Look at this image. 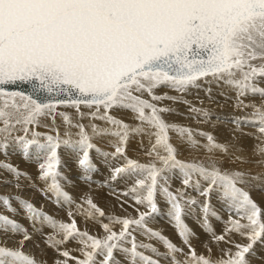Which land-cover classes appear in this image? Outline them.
Here are the masks:
<instances>
[{"label":"snow or ice","instance_id":"snow-or-ice-1","mask_svg":"<svg viewBox=\"0 0 264 264\" xmlns=\"http://www.w3.org/2000/svg\"><path fill=\"white\" fill-rule=\"evenodd\" d=\"M201 80L222 82L235 93L236 108H251L246 115L231 117L233 131H240L241 125L256 127V138L264 141V0H0V151L7 155L12 148L26 159H35L38 178L45 185L41 194L60 207L68 206L70 221L57 220L20 196L0 194V206L15 214L12 201L18 202L32 229L30 232L16 219L0 214V231L20 237L16 247L0 244V264H42L24 251L37 234L64 257L55 264H68L69 259L75 264H161V259L170 264H252L249 257L261 259L255 248L264 246V207L246 190L255 187L264 191L261 176L222 168L218 161L227 157L244 162L236 154L241 149L217 142L210 132L168 123L163 114L174 110L157 103L182 100V96L168 93L157 95V89L183 94L199 88ZM19 84L28 85L29 90H6ZM250 95L259 96L260 103H245L243 98ZM61 105L74 108L81 119L87 117L89 125L74 123L65 112L57 113ZM82 106L90 111L82 112ZM112 109L130 110L139 123L131 126L117 119L110 114ZM189 112L198 122H208L213 115L196 106H190ZM57 114L66 126L63 136L54 126V135L35 131L45 118L54 125ZM93 120L104 121L108 127L91 123ZM72 128L77 131L73 133ZM169 131L190 147L220 155H209L207 164L180 160ZM141 134L154 137L146 153L152 157L148 163L130 159L125 153L129 137ZM196 135L206 143L201 144ZM97 137H111L114 151L98 148L93 143ZM61 148L85 182H90L97 170L93 150L109 164L111 181L136 177L123 195H130L147 211L137 208L135 218L106 216L88 198L84 202L88 207L77 205V212L99 222L104 235L82 231L71 210L73 198L64 188L67 177L60 170L64 166ZM254 151L264 156V142ZM119 159L124 162L111 167V162ZM258 163L264 164V160ZM0 169L14 178L0 177V183L20 187L19 178H29L10 163L0 162ZM177 173L183 187L172 191L168 181ZM188 189L202 200L189 195ZM213 194L230 213L223 234H217L210 222V217L221 219L211 204ZM158 195L167 203L166 215L184 247L147 227L160 212ZM197 205L201 214L198 224L211 241L231 245L221 249L219 258H212L208 244V256L198 254L192 246L196 234L184 218ZM102 218L109 223H102ZM113 225H119V231ZM45 227L52 231L44 233ZM135 232L158 240L165 251L138 241ZM232 234L247 242H236L230 238ZM71 241L79 244L80 257L61 247ZM34 246L39 247V241Z\"/></svg>","mask_w":264,"mask_h":264},{"label":"bare ground","instance_id":"bare-ground-1","mask_svg":"<svg viewBox=\"0 0 264 264\" xmlns=\"http://www.w3.org/2000/svg\"><path fill=\"white\" fill-rule=\"evenodd\" d=\"M200 87L199 88H190L186 93H177L171 89H168V88H159L156 90V94L157 95H161L163 93H168V95H175V96H182V100L180 101H176V102H173L171 100H163L161 102H157L159 103L161 106H167L169 108H172L174 111L170 112V113H165L163 114L164 116V119L168 122V123H177V124H180V125H183V126H187V127H190L192 128L193 130H203L205 132H210L213 134V136L215 137V139L217 140V142H220V143H228L230 145H235L237 147H239L241 149V151L237 152L236 154L237 155H240L244 158V162H241V161H238V160H234L233 157H227L225 158L223 161H218L221 165L222 168H225V169H237V170H243V171H246L244 170L245 169V165H247L248 163H254L257 168L261 167L260 163H258L259 161L261 160H264V156H261V155H258L255 153L254 151V147L257 145V144H260L264 141H261V140H258L256 137L258 135V132H257V128L256 127H251V126H243L241 125V131L240 133L244 132V133H248L251 135V139L249 140H246V137H243V136H240L237 134V131H233L234 128H235V125L231 123V117L232 116H243V115H246L247 113H250L251 112V108H248V109H245L244 111H241L240 109L236 108L235 106H232L231 104L228 106L225 102H232L234 105L236 103L235 101V93L230 90V88L226 85H224L222 82L220 83H217V82H206V81H203L201 80L200 82ZM261 86H264V83L261 84ZM210 90V92H209ZM244 101H248V102H255L257 104L260 103V100L261 98L259 96H247V97H244L243 98ZM188 101L189 103L188 104H185L183 101ZM228 103V104H229ZM190 106H196V107H201V108H206L208 109L211 113H213L212 117H211V120H209L208 122H198L199 118L197 119H193L192 118V114H190L189 112V108ZM81 111L82 112H89L90 110L87 109V108H84L83 106L81 107ZM60 112H65L67 114H69V116L72 118L73 122L76 123V122H80V123H83L85 124L86 126L89 125L90 123V120L85 117L83 119H81L74 108H71V107H66V106H58L57 107V113H60ZM110 114L114 117H116L117 119H121L123 120L124 122L128 123L129 125L131 126H135L139 123V121H137L135 118H134V114L130 111V110H124V109H112L110 110ZM217 117H220V119H217ZM42 124L44 125H48V127H45L44 125L41 124L40 127H37L35 129V131L37 132H40V133H48V134H55L54 132L51 131V128L54 126V127H57L59 128L60 130V133L61 135L63 136V133L65 131V124L63 122V119L62 117H60L58 114L56 115V118H55V124L53 125V121L50 119V118H45L41 121ZM91 123H96L97 125L101 126V127H108V125L104 122V121H100V120H93L91 121ZM232 124L234 127H231V125L229 124ZM145 127L147 128V126L145 125ZM89 131V133H91V129L88 128L87 129ZM71 131L73 133H75L77 131V129L75 128H72ZM16 135H23L22 132H17L15 133ZM169 136H170V143H172L176 148H177V158L180 159V160H183V161H189V162H193V161H203L204 163H208V157L209 155H213V156H216L218 157L220 155V153L216 152V153H208L203 147H198V148H193V147H190L188 146L185 142H183L175 132H172V131H169ZM233 136H235V139H233ZM29 138L30 137V134H29ZM76 137L73 136V139H75ZM195 138L197 140H199L201 142V144H204L206 143V140L205 138L203 137H200L199 135H196ZM226 138H230V141H226ZM42 139V137H41ZM112 138L111 137H97V138H94L93 139V143L100 149H102L103 151H106V152H112L114 151V148L111 146V144L109 143V141L111 140ZM154 143V137L153 138H150L148 135L146 134H141V135H132L129 137V140L126 142V145H125V153L127 155L128 158L130 159H134V160H137L138 162L140 163H148L151 159L150 158H146V153L148 152V150L150 149L151 147V144ZM140 145V146H138ZM133 150L135 152H133ZM60 155H68V152L61 148L60 150ZM14 153H11V157L10 155H5L3 151H0V162H5V163H10L12 165H14L15 167H17L19 170H21L22 172L26 171L24 166H27V167H30L31 165V168L29 169H33V166L35 165L36 169L38 168V163L35 161V159H26L24 160V162H20V160L18 159V156L14 154ZM22 156V155H21ZM70 157V156H69ZM91 157L93 159V162L97 165V170L92 174V180L90 182H85L84 180H82V190L80 191L81 187L80 188H77L76 190L77 191H80L79 193H77L76 191H72L71 195L74 196V197H78V200H81L82 199V203H77V205H80V204H83L84 207L86 208L87 204H85V200L88 199V198H91V200L93 202H97L100 204V206L106 208V209H109V210H113V211H108V212H112V213H117L119 214V212L122 211V207L120 208V206H118V204H111L109 202H106L104 200V198H106L105 196V190L106 188L103 187V186H100V184H96V182H92V181H95L98 177H108L111 175V172H110V167H109V164L108 163H105L104 162V157L101 156L100 154H98L95 150H93L91 152ZM21 159V158H20ZM71 161H73V159H70ZM69 160V161H70ZM248 163L246 164L245 162ZM124 161L122 159H119V160H114L111 162V167H116V166H119L121 163H123ZM36 163V164H35ZM34 164V165H33ZM64 164V163H63ZM66 164V163H65ZM71 164V163H69ZM249 164V166H250ZM254 165V166H255ZM248 166V165H247ZM253 166V165H251ZM250 166V167H251ZM238 167H241V168H238ZM249 167L248 170H250L251 168ZM253 168V167H252ZM264 169V168H263ZM259 170H261L259 168ZM258 170V171H259ZM30 171V170H28ZM32 171V170H31ZM39 171V170H38ZM254 171H257V169ZM2 172V173H1ZM33 172V171H32ZM72 175H75V176H78L80 178V174L76 168V165L74 167V169H72ZM248 172L249 174H252L251 172L249 171H246ZM27 173H30V172H27ZM35 173H38L39 172H36ZM262 173V172H261ZM31 174V173H30ZM66 174V173H65ZM263 174V173H262ZM10 174H8L7 172L3 171V169H0V177H2L3 179H7L9 177ZM34 175V174H33ZM37 174H35L36 176ZM253 175V174H252ZM70 176V175H68ZM67 176V177H68ZM98 176V177H97ZM7 177V178H5ZM72 177V176H71ZM103 177V180L105 179ZM69 178V177H68ZM78 178V179H79ZM173 179H170L168 181V183L170 181H172V186L174 187V190L175 188H182L183 185L181 184V179L179 178V174L177 173V175L175 176H172ZM25 179V178H23ZM22 179V180H23ZM75 179V178H74ZM109 179V178H108ZM135 179L136 177H121L120 180L123 181V185H126L127 186V183L128 182H135ZM28 180V179H27ZM26 180V182H27ZM36 180L38 181V179H35V182ZM40 180V179H39ZM76 180V179H75ZM119 180V181H120ZM129 180V181H128ZM33 181V180H32ZM101 181V180H100ZM128 181V182H126ZM262 182H264L262 179H261ZM29 182V181H28ZM40 182V181H39ZM105 182V181H104ZM103 182V183H104ZM21 183V182H20ZM31 183V182H30ZM34 182H32L33 184ZM66 183V182H65ZM73 183V182H72ZM76 183V182H75ZM99 183V182H97ZM117 183V182H116ZM115 183V184H116ZM119 183V182H118ZM117 183V184H118ZM126 183V184H125ZM255 183V182H254ZM7 184V183H6ZM22 184V183H21ZM24 184V183H23ZM32 184H29V185H32ZM71 184V183H70ZM102 184V183H101ZM130 184V183H129ZM10 185V184H9ZM15 185V184H13ZM26 185V184H25ZM44 185V184H43ZM66 185V184H65ZM104 185V184H103ZM6 187V185H4ZM28 186V185H27ZM39 186H41L39 184ZM75 186V185H73ZM107 186V185H106ZM117 187L119 185H116ZM126 186H124V189L123 191H126L128 189H125ZM131 186V185H130ZM128 186V187H130ZM11 187L12 184H11ZM72 187V186H71ZM111 187V186H110ZM120 187V186H119ZM172 187V188H173ZM32 188V187H31ZM38 188V187H37ZM41 188V187H39ZM38 188V189H39ZM254 188V187H253ZM35 189V187H34ZM114 189V188H113ZM122 189V188H121ZM13 190V189H12ZM40 190V189H39ZM38 190V191H39ZM120 190V189H119ZM171 190V189H170ZM247 190V189H246ZM251 190V189H249ZM122 190L120 192H123ZM188 192H190V189L187 190ZM256 191V190H255ZM254 191V192H255ZM5 191H4V188L0 189V194H3ZM16 192V191H15ZM37 192V191H36ZM107 192L109 193H112L113 191L111 189H107ZM106 192V193H107ZM253 192V193H254ZM258 192V191H257ZM257 192H255L253 195H257ZM261 192V191H260ZM108 193V194H109ZM124 193V192H123ZM122 195L121 196H125V195ZM50 194V193H49ZM116 194V193H114ZM113 194V196H114ZM41 195V194H40ZM110 195V194H109ZM252 195V196H253ZM51 196V195H50ZM130 196V195H129ZM159 196V195H158ZM158 196H157V200H158ZM196 196V195H195ZM215 196V195H214ZM258 196H261L258 194ZM43 197V195H42ZM112 197V195H111ZM125 197H128V196H125ZM161 197V196H160ZM159 197V198H160ZM213 197V196H212ZM211 197V198H212ZM255 197V196H254ZM45 198V196L43 197ZM131 198V196L129 197V199ZM214 198V197H213ZM259 198V197H258ZM257 198V199H258ZM116 200V198H114ZM255 199V198H253ZM261 199V198H260ZM259 199V200H260ZM46 200V199H45ZM76 200V199H74ZM120 200V198L118 199ZM162 201V199H159ZM158 200V201H159ZM114 201V200H113ZM123 201V200H122ZM16 202V201H15ZM45 202V201H44ZM135 202V201H133ZM164 202V201H163ZM260 202H262L260 200ZM121 203V202H120ZM125 203V201L123 202ZM128 203V202H127ZM159 203V202H158ZM161 203V202H160ZM217 203V202H216ZM219 203V201H218ZM217 203V205L219 206V204ZM223 203V202H220V204ZM18 204V202H17ZM16 204V205H17ZM45 204V203H44ZM164 203H162L163 205ZM57 205V204H55ZM127 205H131L130 203L127 204ZM167 205V203L165 204ZM164 205V206H165ZM216 205V206H217ZM264 204H262L263 206ZM72 206V205H71ZM136 206H139V205H136ZM131 207V206H130ZM129 207V208H130ZM168 207V206H166ZM220 207H226L224 205L220 206ZM61 208V207H59ZM124 208V207H123ZM135 208V207H134ZM139 208V207H138ZM142 208V206H141ZM165 208V207H164ZM199 208V207H198ZM19 209V207H18ZM21 209V208H20ZM63 209V208H62ZM121 209V210H120ZM125 209V208H124ZM137 207L135 208V211H136ZM144 208L141 209V211L143 210ZM146 209V208H145ZM144 209V210H145ZM163 209V208H162ZM64 210V209H63ZM127 210V209H125ZM124 210V211H125ZM134 210V209H133ZM161 210V209H160ZM226 210V208H225ZM105 211V210H104ZM134 211V212H135ZM163 212L164 211H167V210H162ZM194 211V210H193ZM192 211V212H193ZM197 211L199 212L200 209ZM76 212V211H75ZM73 212V213H75ZM137 212V211H136ZM136 212L134 213V215L136 214ZM161 212V211H160ZM159 212V213H160ZM163 212H161L162 214H164ZM227 212V210H226ZM10 213V212H9ZM66 213H67V210H66ZM124 213V212H123ZM132 213V211H131ZM229 213V212H227ZM0 214H2V212L0 211ZM18 214V213H17ZM16 214V215H17ZM22 214V213H21ZM63 214V213H62ZM116 214V215H117ZM194 214V212H193ZM220 214V213H218ZM230 214V213H229ZM108 215V214H107ZM115 215V214H114ZM165 215V214H164ZM195 215V214H194ZM201 215V214H200ZM198 215V216H200ZM223 215H225L223 213ZM228 215V214H227ZM235 215V214H234ZM84 216V215H83ZM127 216V214H126ZM129 216V214H128ZM133 216V215H132ZM130 216V217H132ZM155 216V215H154ZM229 216V215H228ZM81 217V216H80ZM122 217H125V216H122ZM135 217V216H134ZM223 217V216H222ZM164 218V217H163ZM197 219L199 217H196ZM212 218V217H211ZM224 218V217H223ZM226 218V217H225ZM23 219V218H22ZM104 219V218H103ZM102 219V221H103ZM185 219V218H184ZM191 219V218H190ZM195 219V218H194ZM214 219V218H213ZM227 219V218H226ZM18 220V219H17ZM154 220L153 218H151L150 221ZM211 220V219H210ZM215 222L217 219H214ZM225 220V219H224ZM228 220V219H227ZM83 221V220H82ZM95 221V220H94ZM106 220L104 219L103 222H105ZM158 221V222H157ZM155 219V221L152 223H159V220ZM163 221V220H162ZM90 222H93V221H90ZM211 222V221H210ZM213 222V221H212ZM223 222V221H221ZM220 222V223H221ZM21 224L24 225V223L21 221L20 222ZM97 223V222H96ZM99 223V222H98ZM108 223V221L106 222ZM151 223V222H149ZM225 223V222H224ZM223 223V224H224ZM162 224L161 222L159 223V225ZM213 224V223H212ZM218 224V223H217ZM148 225V224H147ZM152 225V224H151ZM154 226H156L157 224H153ZM166 225V224H165ZM190 225V224H189ZM83 226V225H82ZM88 226V225H87ZM99 226V225H98ZM101 226V225H100ZM114 226V225H113ZM117 226V225H116ZM150 226V225H149ZM148 226V227H149ZM164 226V224H163ZM162 226V227H163ZM222 227L224 225H221ZM26 227V226H25ZM31 228V226H29ZM119 225H118V230H119ZM158 227V226H157ZM157 227H153V228H156ZM226 225L222 228L223 230V233H224V229H225ZM29 228V229H30ZM115 228V229H116ZM160 228V226L158 227ZM196 228V227H194ZM45 229V228H44ZM49 229V228H48ZM86 229V228H85ZM161 229V228H160ZM175 229V228H174ZM199 229V228H198ZM213 229L216 233H218V229H219V232H221V229L219 228V226H213ZM89 230V229H88ZM158 230V229H157ZM162 230V229H161ZM192 230H194L193 232L196 234L195 237L197 236L199 238V240L201 239L200 242H203L202 239V235L203 233H205L207 235V233L205 231H201L200 229L199 230H196V229H193V224H192ZM31 231V230H30ZM44 232L46 230H43ZM167 231V230H166ZM165 231V232H166ZM176 231V230H175ZM89 232V231H88ZM170 232V231H169ZM47 233V232H46ZM168 233V232H167ZM136 234V237H137V232L134 233V235ZM219 234V233H218ZM222 234V233H220ZM1 235V234H0ZM141 235V234H140ZM139 235V237H141ZM173 235V234H172ZM177 235V234H176ZM209 235V234H208ZM3 236V235H2ZM1 236V237H2ZM6 236V235H5ZM10 236V234H8V237ZM37 236V235H36ZM174 236V235H173ZM172 236V237H173ZM178 236V235H177ZM4 237V236H3ZM2 237V238H3ZM12 238V236H10ZM39 237V236H38ZM37 238V237H36ZM177 238V237H176ZM179 238V237H178ZM205 238H207V236H205ZM231 239L235 240L236 242L238 241H241L239 240V236L237 234H232L230 236ZM5 239V238H4ZM8 238H6L7 240ZM20 239V238H19ZM18 239V240H19ZM40 239V238H39ZM37 238V240H39ZM144 239V238H142ZM141 239V240H142ZM146 241H148L147 237L145 238ZM174 239V238H173ZM139 240V239H137ZM154 240V239H153ZM204 240V239H203ZM13 242V238L11 240ZM36 241V240H35ZM150 242H152V240H149ZM7 242H10L9 239ZM10 242V244H14ZM40 242V241H39ZM42 242V241H41ZM155 242L158 243V240ZM155 242H153V244H155ZM146 243V242H144ZM156 243V245H157ZM204 243L205 244H208L209 247H211V250H213L215 252V255L217 254L218 256H221L222 255V252H221V249H224V248H227V247H230L231 245H228V244H225L224 242H220L219 244L217 243H214L211 241V239H206L204 240ZM240 243V242H239ZM244 243V242H243ZM9 244V243H8ZM39 244H42V243H39ZM7 245V244H6ZM15 245V244H14ZM32 245V244H31ZM31 245H27V246H31ZM44 245L45 247L47 246L46 244H42ZM161 245V243H160ZM197 245V244H196ZM17 245H15L16 247ZM44 246L42 248H44ZM155 246V245H154ZM163 246V245H162ZM203 246V245H202ZM34 247V246H33ZM33 247H29L30 249ZM62 247V246H61ZM28 248V249H29ZM37 248V247H36ZM51 248V247H50ZM64 248V247H63ZM162 248V247H161ZM198 248V247H197ZM204 248V246H203ZM259 248V247H258ZM261 248H263V246H261ZM260 248V249H261ZM31 249V250H32ZM41 249V248H40ZM46 249V250H45ZM53 249V248H52ZM50 249V251L52 250ZM70 250V248H68ZM75 249V248H74ZM78 249V248H77ZM35 250V248H34ZM38 250V249H37ZM45 251H47L48 253V250L47 248H44ZM41 251V253H45V251ZM199 250V249H198ZM28 251V250H27ZM26 251V252H27ZM74 252V251H73ZM198 252V251H197ZM258 252V251H257ZM260 252V251H259ZM29 253L30 254H34V253H31L30 250H29ZM40 253V254H41ZM58 252L56 251L55 254H57ZM77 253L79 254V252L77 251ZM212 253V252H211ZM39 254V252H38ZM46 254V253H45ZM53 254V252L51 253ZM74 254V253H73ZM43 255V254H42ZM40 255L42 258L43 256ZM80 255V254H79ZM206 255V254H205ZM209 255V254H208ZM212 255V254H211ZM34 256V255H33ZM36 256V254H35ZM45 256V255H44ZM47 256V255H46ZM118 256V255H117ZM213 256V255H212ZM258 256V255H257ZM39 258V257H37ZM44 258V257H43ZM253 258V257H252ZM41 260V259H40ZM44 260V259H43ZM257 262V260H255ZM45 262V261H44ZM70 262V261H69ZM260 262V261H259ZM162 264V263H161ZM263 264V263H262Z\"/></svg>","mask_w":264,"mask_h":264},{"label":"rangeland","instance_id":"rangeland-1","mask_svg":"<svg viewBox=\"0 0 264 264\" xmlns=\"http://www.w3.org/2000/svg\"><path fill=\"white\" fill-rule=\"evenodd\" d=\"M245 103H249L248 101H244ZM228 106L231 104L232 106H235L232 102H225ZM229 103V104H228ZM58 107V106H57ZM244 111V110H243ZM42 124V123H41ZM42 125H44V124H42ZM229 125H231V127H234L231 123L229 124ZM243 126H245V125H243ZM241 131V130H240ZM240 131H237V134L238 135H240V136H243V137H246V140H249V139H251L250 137H251V135L249 134V135H245L244 134V132L242 133H240ZM247 138H249V139H247ZM226 141L228 142V141H230V138H226ZM138 146H140V145H138ZM133 152H135L134 150H133ZM11 153H14L15 154V156L17 155L18 156V159L20 160V162L22 161V162H24V160H26L25 159V157L23 156V154L21 153V152H19V151H15V150H13L12 148H9L8 150H7V154L8 155H10V157H11ZM14 154H13V156H14ZM22 155V156H21ZM21 158V159H20ZM146 158H152V157H149V156H146ZM61 159H62V162L64 163L63 165V167H61V172L67 177L68 175H70V176H68L67 177V182L65 183V182H63V184H64V188H65V190L67 191V192H69V194L71 195L72 193V191H76L77 193H79L81 190H82V180H80V178L78 177V176H75V175H72V169H74V167H75V163H74V161H71L70 159H72V158H70L69 156H67V155H62L61 156ZM70 160V161H69ZM1 161V160H0ZM66 163V164H65ZM69 163H71V164H69ZM246 164L248 163V161L247 162H245ZM36 164V163H35ZM207 164V163H206ZM249 164L250 163H248L247 165H245L246 167H245V169L244 170H246V171H249V172H251L253 175H260L261 176V179L264 181V164H260L261 165V167H259L261 170H259V168H257V166L254 164V163H251L250 164V166L251 165H253V166H249ZM34 165V164H33ZM255 165V166H254ZM32 166V165H31ZM31 166L30 167H27V166H24V168H25V170L26 171H24V172H30V173H27L28 174V177L29 178H25V179H23L24 177H21V178H19V185H20V187H16L15 185H13V184H15V183H0V189H2V188H4V193L3 194H6V195H10V196H20V197H22V198H24V199H26V200H29V201H31L37 208H42L43 209V211H45V212H47L48 214H50V215H52L55 219H57V220H62V221H66V222H70L69 221V217H68V211H69V207L68 206H63V207H61V208H59L60 206H58V205H55L56 203L54 202V200L53 199H49V198H43L44 197V195H43V197H42V194H41V191L39 190V189H43L44 187H45V185H43L44 184V182L43 181H41V180H39V178H38V173H35V171L36 172H39L38 170V168L36 169L35 167V165L33 166V169H29V168H31ZM249 167L251 168L250 170H248L249 169ZM253 167V168H252ZM238 168H241V167H238ZM254 169L256 170L257 169V171H254ZM28 170H30V171H28ZM33 172H32V171ZM259 170V171H258ZM263 174H262V173ZM2 173V172H1ZM66 173V174H65ZM34 174V175H33ZM35 174H37L36 176H35ZM72 176V177H71ZM98 177V176H97ZM104 177V176H103ZM103 177H98L95 181H92V182H96V184H100V186H103V187H105L106 188V190H105V196H106V198H104V200L106 201V202H109V203H111V204H113V203H115V204H118V206H120V208L122 209V211L121 212H119V214H117V213H112V212H108V211H113V210H109V209H106V208H104V207H102V206H100V204L99 203H97V202H94L99 208H101L104 212H105V214H106V216H108V215H114L115 214V216H125V217H130V216H132V218H135L137 215H138V213L135 211V208L137 207H139V210L141 211V209L142 208H144L143 206H142V208H141V206L139 205V206H136V204H135V202H133L134 200H132V198H130L129 199V197L130 196H128V197H125V196H121L122 195V193L123 192H126V191H128L129 189H130V187L132 186V185H134V183L135 182H128V181H126V182H128L127 183V186L126 185H123V181H121L120 180V178H118L116 181H111L110 179H108L110 176H108V177H104L105 179L103 180ZM5 178H7V177H5ZM76 180H75V179ZM79 178V179H78ZM14 178L11 176V175H9V177L7 178V179H5V180H13ZM23 179V180H22ZM28 179V180H27ZM35 179H38V181L36 180V182H35ZM170 179H173L172 177H170L169 178V180ZM26 180H27V182H26ZM33 180V181H32ZM101 180V181H100ZM120 180V181H119ZM29 181V182H28ZM40 181V182H39ZM105 181V182H104ZM22 184H21V183ZM31 182V183H30ZM32 182H34L33 184H32ZM73 182V183H72ZM76 182V183H75ZM97 182H99V183H97ZM104 182V183H103ZM118 184H117V183ZM24 183V184H23ZM71 183V184H70ZM102 183V184H101ZM116 183V184H115ZM130 183V184H129ZM255 183H257V182H255ZM254 182H253V184H255ZM10 184V185H9ZM11 184H12V186L13 187H11ZM26 184V185H25ZM29 184H32V185H29ZM39 184L41 185V186H39ZM66 184V185H65ZM104 184V185H103ZM126 184V183H125ZM172 184V181H170L169 182V185H170V189L172 190V191H175L176 189H178V188H175V190H174V187L171 185ZM4 185H6V187L4 186ZM28 185V186H27ZM73 185H75V186H73ZM107 185V186H106ZM116 185H119L118 187L116 186ZM131 185V186H130ZM72 186V187H71ZM111 186V187H110ZM124 186H126V188L125 189H128V190H126V191H123V189H124ZM128 186H130V187H128ZM32 187V188H31ZM34 187H35V189H34ZM39 187H41V188H38ZM81 187V189H80V191H77L76 189L77 188H80ZM173 187V188H172ZM111 189L113 192L112 193H109V192H107V189ZM114 188V189H113ZM122 188V189H121ZM13 189V190H12ZM120 189V190H119ZM246 189L250 192V195L252 196L255 192H257V195L255 194V195H253L252 196V198H255L254 200L257 202V204L258 205H260L261 207H264V205L262 206V204H264V191H261V190H257L255 187L253 188V187H246ZM249 189H251V190H249ZM39 190V191H38ZM123 191V192H120V191ZM256 190V191H255ZM16 191V192H15ZM37 191V192H36ZM251 191H252V193H251ZM261 191V192H260ZM107 192V193H106ZM110 195H109V194ZM114 193H116V194H114ZM41 194V195H40ZM113 194H114V196H113ZM188 194L189 195H191V196H195V197H197V199L198 200H202V198L201 197H199L198 196V194L197 193H195L194 191H192L191 189H190V192H188ZM258 194L259 195H261V196H258ZM49 196L51 195V194H48ZM111 195H112V197H111ZM215 194H213L212 196L214 197H212L211 198V204H212V207H213V209L217 212V213H220V214H218L219 216H220V218L221 219H219V220H216V222H215V220L214 219H216V218H214V217H210V221H211V224H212V226H219V228L221 229V232H219V229L217 230L218 231V233L220 234V233H222L223 234V230H222V228L225 226V221H227V219H228V215H230L229 213H227L226 212V210H225V208L224 207H220V206H222V205H224V203H221L220 204V202H222L216 195L214 196ZM72 196V195H71ZM255 196V197H254ZM160 196H158V200L159 199H162V201L161 200H157V203H158V206H159V208L161 209L160 211L161 212H163L162 210L164 209V210H167V208L168 207H166V206H168V205H165L166 204V202H165V200L163 199V197H160ZM259 197V198H258ZM72 198H73V201H74V203L72 204V206H71V210L73 211V212H75V213H73V215H74V218H75V220H76V222H77V226H78V228H80L82 231H89L88 233L89 234H91V235H96V236H102V235H104V230H103V228L100 226L101 224L100 223H98L96 220L94 221V219H89V218H86V216H83V215H81V214H79L78 212H77V203H82V199L81 200H78V197L76 198V197H74V196H72ZM114 198H116V200L114 199ZM120 198V200H118ZM258 198V199H257ZM261 198V199H260ZM46 199V200H45ZM74 199H76V200H74ZM262 201V202H260V200ZM114 200V201H113ZM123 200V201H122ZM45 201V202H44ZM125 201V203H123ZM164 201V202H163ZM218 201H219V203H218ZM121 202V203H120ZM128 202V203H127ZM161 202V203H160ZM219 204V206L217 205V203ZM45 203V204H44ZM131 204V205H127V204ZM162 203H164L163 205H162ZM12 204H13V207H16L17 208V212L15 213V214H13V213H9L4 207H2V206H0V211L2 212V214H5V215H9L10 217H12L13 219H18L17 221L18 222H23L24 223V226H26L28 229L30 228L29 226H30V223H29V221L25 218V215H24V212H23V210L22 209H20V207H19V205L17 204V202H15V201H12ZM17 204V205H16ZM165 205V206H164ZM217 205V206H216ZM131 206V207H130ZM225 206V205H224ZM18 207H19V209H18ZM88 206H86V208H87ZM125 209H127V210H125ZM130 207V208H129ZM135 207V208H134ZM165 207V208H164ZM199 207V205H197V206H195L194 207V214H193V212L190 214V215H188V216H186L185 217V222L188 224V226L192 229V224H193V229H196V230H201V231H203L202 229H201V227L199 226V224H198V219L196 218V217H200V216H198V215H200V211L198 212L197 211V209L199 210L200 209V207ZM64 210H63V209ZM163 208V209H162ZM120 209V210H121ZM134 209V210H133ZM145 209V208H144ZM142 210V211H147V209H145V210ZM66 210H67V213H66ZM125 210V211H124ZM131 211H132V213H131ZM136 212V214L134 215V213ZM124 212V213H123ZM159 213V214H157V215H155V216H153L152 218L154 219V220H152L153 222L155 221V219H156V221L157 220H159V223L161 222L162 224H160L159 225V223H157V222H155V223H152V221H148L147 222V227L149 226V228H152V229H154V230H157V231H160L164 236H166L169 240H171L173 243H175V244H177L178 246H181V247H184L183 245H182V242H181V240H180V238H178V236L176 235L177 233H176V231H175V229H174V226H173V224L169 221V218L167 217V215H166V213H167V211H164L163 213L165 214H162V213ZM18 213V214H17ZM22 213V214H21ZM63 213V214H62ZM223 213L225 214V215H223ZM17 214V215H16ZM108 214V215H107ZM117 214V215H116ZM126 214H127V216H126ZM128 214H129V216H128ZM228 214V215H227ZM232 215L234 216V218H235V215H234V213H232ZM81 216V217H80ZM135 216V217H134ZM224 218H223V217ZM164 217V218H163ZM227 219H226V218ZM23 218V219H22ZM191 218V219H190ZM195 218V219H194ZM214 218V219H213ZM103 219V218H102ZM104 219L106 220L105 222H103L104 221ZM103 219V221H102V223H106L108 220L106 219V218H104ZM225 219V220H224ZM83 220V221H82ZM163 220V221H162ZM90 221H93V222H90ZM213 221V222H212ZM221 221H223V222H221ZM97 222V223H96ZM149 222H151V223H149ZM221 222V223H220ZM108 223H109V221H108ZM218 223V224H217ZM224 223V224H223ZM152 224V225H151ZM153 224H157L156 226H154ZM163 224H164V226H163ZM166 224V225H165ZM190 224V225H189ZM83 225V226H82ZM88 225V226H87ZM99 225V226H98ZM221 225H224L223 227L221 226ZM160 226V228L162 229H160V228H158V227ZM163 226V227H162ZM114 227V230H116V231H119L117 228H118V225L116 226V225H114L113 226ZM117 227V228H116ZM153 227H157V229L156 228H153ZM194 227H196V228H194ZM86 228V229H85ZM116 228V229H115ZM199 228V229H198ZM89 229V230H88ZM32 231V229L30 228L29 229V231ZM43 230H46L44 233H49V232H51L52 230L49 228H47V227H45V229H43ZM167 230V231H166ZM30 231V232H31ZM166 231V232H165ZM170 231V232H169ZM194 231V230H193ZM168 232V233H167ZM136 233V232H135ZM217 233V234H218ZM0 244H4L5 246H8V247H15V245H17V241H18V239L20 238L19 236H12L10 233V236H12V238H13V242L11 241L12 240V238L9 236L8 237V234L6 235L3 231H0ZM174 236H173V235ZM4 237H3V236ZM6 235V236H5ZM139 235H140V233L139 232H137V239H139L138 241H142V242H146V243H151V244H153V242H155V239L153 240L152 239V242H150L149 241V239H147L148 241H146V237L145 236H143V235H140L141 237H139ZM3 238H2V237ZM39 236V237H38ZM135 236H136V234H135ZM173 236V237H172ZM205 236H207V238H205ZM239 236V235H238ZM39 239V240H37V238ZM177 237V238H176ZM202 237H203V239L204 240H206V239H211V237L207 234H205V233H203V235H202ZM5 238V239H4ZM6 238H8L9 239V241L10 242H12V243H14V244H10V242H7L8 241V239L6 240ZM142 238H144V239H142ZM174 238V239H173ZM142 239V240H141ZM202 239V241L203 242H200L201 241V239L199 240V238L196 236L195 238H193L192 240H191V243H192V246H193V248L196 250V252L198 253V254H206L205 256H208V254H209V252H208V250H207V248L205 247V243H204V240ZM40 241L39 243H42V244H44L43 243V240H42V238H41V236L40 235H38L37 234V236L35 235L34 236V239L32 240V241H28L26 244H25V246H24V251L26 252L27 250V253H29V250H30V252L31 253H34V254H32V255H34V257L38 260V261H40V262H42V264H55V261L56 260H63L64 259V257H61V256H59V254L57 253V254H55V252H56V250L55 249H52V248H50L49 246H44V245H42V244H39V247H35L34 245H35V242L36 241ZM239 240H241V241H238V242H240V243H246L247 241L245 240V239H242L240 236H239ZM42 241V242H41ZM157 241V240H156ZM9 243V244H8ZM156 243L157 242H155V244H153V245H155V247H157L161 252H163V251H165V249H164V247L162 246V244L160 245V242L158 241V243H157V245H156ZM7 244V245H6ZM32 244V245H31ZM197 244V245H196ZM27 245H31L32 247H33V249L31 250L29 247H31V246H27ZM204 246V248H203V246ZM44 246V248H47V249H49L48 250V253H47V251H45L44 250V248H42ZM66 248V249H68V248H70V251H71V255L72 256H76V257H80V252H79V254L77 253V248H79V244L76 242V241H71V242H69V243H67V244H65V245H63L62 246V248ZM162 247V248H161ZM198 247V248H197ZM259 247V248H258ZM29 248V249H28ZM34 248H35V250H34ZM41 248V249H40ZM75 248V249H74ZM261 245H259V244H257L256 245V248H255V251H256V255H258L257 257H260L261 259H256V258H252V257H249V259L252 261V264H264V246H263V248H261ZM38 249V250H37ZM50 249H52L51 251H50ZM199 249V250H198ZM45 251V253L43 252V253H41V251ZM69 250V249H68ZM74 251V252H73ZM185 251H187V248L185 247ZM258 251V252H257ZM260 251V252H259ZM38 252H39V254H38ZM53 252V254H51ZM211 254L213 255H211L212 256V258L213 259H216V258H219L220 256H218L217 254L215 255V252L213 251V250H211ZM41 253V254H40ZM74 253V254H73ZM35 254H36V256H35ZM43 254V255H42ZM145 254L146 255H152V253L151 252H145ZM40 255H42L43 257L42 258H40L41 256ZM45 255V256H44ZM47 255V256H46ZM117 255H118V258H120V259H122V257H120L119 256V254L117 253ZM179 255V254H178ZM37 257H39V258H37ZM157 259H160V258H158V257H156ZM181 259L183 258V257H180ZM41 259V260H40ZM44 259V260H43ZM255 260H257V262L255 261ZM45 261V262H44ZM70 261V262H69ZM69 261H68V264H75V261L74 260H71V259H69ZM260 261V262H259ZM161 263L162 264H170V261H166V260H163V259H161Z\"/></svg>","mask_w":264,"mask_h":264},{"label":"water","instance_id":"water-1","mask_svg":"<svg viewBox=\"0 0 264 264\" xmlns=\"http://www.w3.org/2000/svg\"><path fill=\"white\" fill-rule=\"evenodd\" d=\"M8 91H25L27 92L29 90V86L26 84H19L18 86H8L7 89Z\"/></svg>","mask_w":264,"mask_h":264}]
</instances>
